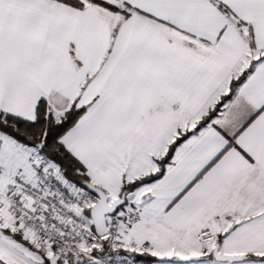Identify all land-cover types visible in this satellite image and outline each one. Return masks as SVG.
Segmentation results:
<instances>
[{
    "label": "snow or ice",
    "instance_id": "snow-or-ice-1",
    "mask_svg": "<svg viewBox=\"0 0 264 264\" xmlns=\"http://www.w3.org/2000/svg\"><path fill=\"white\" fill-rule=\"evenodd\" d=\"M0 264H264V0H0Z\"/></svg>",
    "mask_w": 264,
    "mask_h": 264
}]
</instances>
